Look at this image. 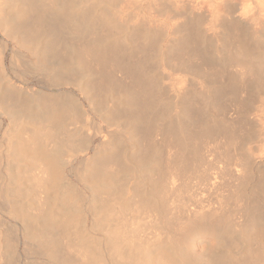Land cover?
Returning a JSON list of instances; mask_svg holds the SVG:
<instances>
[{
	"label": "rangeland",
	"instance_id": "374dc122",
	"mask_svg": "<svg viewBox=\"0 0 264 264\" xmlns=\"http://www.w3.org/2000/svg\"><path fill=\"white\" fill-rule=\"evenodd\" d=\"M7 2L9 0H0V10L3 9L0 11L3 14H0V42L6 43L4 61L9 69L7 71L16 85L31 87L36 96H53L62 106L60 109L63 110V116L51 126H43L40 114L43 115L45 105L32 107L30 114L28 110L25 112L22 105H25L27 95H22V99L17 96V106L14 105L8 96L15 94L10 91L12 84L0 78V112L3 107H8L0 115V187L7 192L0 195V264H84L75 250L66 248L69 240L83 245V249L88 251L87 254L90 252L88 255L93 254L91 264H164V261L165 264H264V72L261 77H256L251 74V70L246 69L251 61L256 60L254 55H251L250 59V55H235L247 46L252 48L253 52H256L255 48L257 51L261 48L263 51H259L264 53V0H35L36 37L32 41L34 44L31 42L27 46L35 50L33 52L36 60L50 68L51 73L54 72L52 80H48L44 73L22 74L26 61L20 62L21 72L17 69L11 70L14 42L4 29L7 28L6 25H10L9 15H12L13 6ZM111 4H115L120 12L117 18L109 16L106 19V10ZM4 17L7 19L6 25L2 24L6 21ZM144 18L149 20L144 21ZM145 32L148 36H145ZM159 38H162V42ZM56 44L60 46L56 47ZM80 45L90 47L91 52L81 54ZM177 55H180L179 58ZM236 56L243 58L246 64L242 63L248 66L243 64V68L242 64H231ZM146 59L147 61H144ZM176 60L179 63H176ZM253 64L256 63L250 65ZM136 75L140 80L145 79L142 83L147 82V86H140L142 84L133 81ZM102 79H105L106 83L104 88H110H107L108 91L93 87ZM58 93H61L60 98ZM121 93L125 97H122ZM130 100H134V104H131ZM136 101L144 102V111H149L145 115L146 134H137L134 131L132 110L135 109ZM126 103L130 109L127 106L124 109ZM189 107L191 110H188ZM129 113L131 114L128 117ZM31 122L33 123L30 124ZM34 124L37 126L33 128ZM6 127H10V132L16 136L14 140L18 139L16 146L20 145L19 149L24 147L22 152L19 151L17 158L9 156L7 159L2 150L7 144ZM107 131L112 134L107 135ZM119 131L124 132L123 135ZM33 132L35 134H32ZM31 134L36 137L34 140ZM111 135L115 148V152L112 151L116 154L114 160H107L102 158L104 151L101 144L111 140ZM39 138L44 144L40 143ZM31 141H35V151L38 150L40 155L24 146ZM97 147L100 150H97ZM78 150H81L80 153L76 152ZM138 153L140 155H137ZM86 154L102 156L96 159L99 162V178L96 176L95 179L99 181L95 184L94 180L87 182L82 177ZM53 156L56 161L59 159L58 162H55ZM158 159H161L163 164ZM49 160L59 165L61 179L57 190L49 186ZM157 161H160V164ZM153 167L158 168L159 172L157 169L152 171ZM77 173H81V176ZM171 174L174 179L170 177ZM105 185L108 188L106 190L103 189ZM49 188L51 189L47 190ZM67 190L76 194L83 192L85 197L80 210L75 209V206L61 196V193ZM104 200L107 202H104L105 205ZM13 207L19 208L20 211L12 214ZM109 208L113 210L109 212ZM222 208L237 213L236 219L240 228L231 227L226 229L228 232L222 228L193 231L190 244L186 242L188 246L172 245L167 241L168 244L161 239L168 233L170 225L181 217L192 216L199 209L207 211ZM252 218L256 220L252 234L261 235V238L255 234L250 235V227L246 230L247 225L253 221ZM55 219L58 222H53ZM243 226L245 230H242ZM28 228L32 232L27 230ZM35 232L39 236H35ZM116 233L121 239L114 236ZM46 235L49 241L46 240ZM158 239L162 242H157ZM249 240H253L254 244ZM144 241H147V245ZM248 242L250 248L246 246ZM43 244L53 245L56 250L53 248L52 255L44 254ZM251 244L257 249H251ZM145 245L149 253L144 249ZM60 247L62 249H59ZM169 248L176 251L173 252ZM258 249L260 253L257 252ZM168 250L172 255L169 256ZM254 251L257 253V259ZM115 254L116 256L112 257ZM94 255L97 256L93 257ZM155 255L157 257H154V260ZM216 255H220V260ZM167 256L169 257L166 261Z\"/></svg>",
	"mask_w": 264,
	"mask_h": 264
},
{
	"label": "bare ground",
	"instance_id": "6f19581e",
	"mask_svg": "<svg viewBox=\"0 0 264 264\" xmlns=\"http://www.w3.org/2000/svg\"><path fill=\"white\" fill-rule=\"evenodd\" d=\"M52 1H54V0H52ZM96 1V0H95ZM140 1V0H139ZM149 1V0H148ZM151 1V0H150ZM155 1V0H154ZM160 1V0H159ZM166 1V0H165ZM168 2L170 1V0H167ZM214 1V0H213ZM216 1V0H215ZM219 1V0H218ZM224 1V0H223ZM228 1V0H227ZM254 2L256 1H258V0H253ZM38 2V1H37ZM133 2V1H132ZM157 2V1H156ZM155 2V3H156ZM208 2V1H207ZM246 2H247V0H246ZM250 2V1H249ZM249 2L247 3V4H249ZM6 3V2H5ZM10 4L11 6H13V11H12V15H9L11 18V22H10V25L8 26V25H6L7 23V19H6V17H4L5 18V22L4 23H2V24H5L6 26H7V28L6 29H4L7 33H9L10 35L8 36V37H12V39L11 40H13V44H14V54H13V56H11L12 57V60H11V66H12V68H11V70L13 69H17V71L19 72H21V70H22V65L20 64V62L21 61H26V65H24V69L25 70H22V74H24V72H29V73H31V74H34V73H44V75L46 76V78L48 79V80H52V73H54V72H52L51 73V69L50 68H47L46 66H44V65H42L38 60H36L35 59V53L33 52V51H35L34 49H31L30 48V46L28 47L27 45L29 44V43H31L32 41H34V39H35V0H9V2H7V4ZM56 3V2H55ZM138 3V2H137ZM150 3V2H149ZM223 3V2H222ZM226 3V2H225ZM1 4V3H0ZM49 4H51V3H49ZM59 4V3H58ZM76 4V3H75ZM136 4V3H135ZM152 4V3H151ZM228 4V3H227ZM259 4V3H258ZM262 4H263V2H262ZM262 4H260V5H262ZM2 5H4V4H2ZM54 5V4H53ZM60 5V4H59ZM148 5V4H147ZM165 5V4H164ZM208 5H209V2H208ZM215 5H216V3H215ZM218 5V4H217ZM8 6V5H7ZM57 6V5H56ZM72 6L74 7L75 5H73L72 4ZM246 6V5H245ZM244 6V7H245ZM256 6V5H255ZM259 6V5H258ZM72 7V8H73ZM158 7V6H157ZM212 7V6H211ZM210 7V8H211ZM224 7H225V4H224ZM247 7V6H246ZM8 8V7H7ZM6 8V9H7ZM52 8V7H51ZM54 8H55V6H54ZM60 8V7H59ZM61 8H63V7H61ZM165 8V7H164ZM42 9V8H41ZM44 9V8H43ZM64 9V8H63ZM66 9V8H65ZM64 9V10H65ZM216 9V8H215ZM248 9H250V8H248ZM248 9H246L245 8V10H248ZM39 10V9H38ZM72 10H74V8L72 9ZM72 10H69L68 9V11H72ZM92 10V9H91ZM104 10V9H103ZM136 10V9H135ZM144 10V9H143ZM0 11H3V9L2 10H0ZM7 11V10H6ZM68 11H66V12H68ZM81 11V10H80ZM83 11V10H82ZM214 11V10H213ZM251 11V10H250ZM9 12V11H8ZM11 12V11H10ZM41 12V11H40ZM63 12V11H62ZM77 12V11H76ZM75 12V13H76ZM79 12V11H78ZM106 12H107V16L106 17H104V18H106V19H108L107 17H109L110 16V18L111 17H113V19L114 18H117V15L119 14V12H120V9H118V7L117 6H115V4L113 5V4H111L110 5V7L106 10ZM125 12V11H124ZM49 13V12H48ZM58 13V12H57ZM65 13V12H64ZM80 13V12H79ZM0 14H2L1 12H0ZM45 14V13H44ZM72 14H73V12H72ZM124 14V13H123ZM3 15V14H2ZM1 15V16H2ZM51 15V14H50ZM67 16L69 15L68 13L66 14ZM189 15V14H188ZM247 15V14H246ZM5 16V15H4ZM84 16V15H83ZM99 16V15H98ZM153 16V15H152ZM159 16H161V15H159ZM3 17V16H2ZM8 17V16H7ZM46 17V16H45ZM48 17V16H47ZM82 17V16H81ZM126 17V16H125ZM139 17V16H138ZM219 17V16H218ZM223 17V16H222ZM245 17V16H244ZM66 18V17H65ZM85 18V17H84ZM87 18H88V16H87ZM95 18H98V17H95ZM101 18H103V17H101ZM101 18H100V20H101ZM131 18V17H130ZM220 18V17H219ZM227 18V17H226ZM40 19H42V18H40ZM46 19V18H45ZM83 19V18H82ZM94 19V18H93ZM106 19H103L104 21L106 20ZM148 18H144V21H146ZM222 19V18H221ZM50 20V19H49ZM89 20H90V18H89ZM99 20V19H98ZM130 20V19H129ZM128 20V21H129ZM135 20V19H134ZM141 20V19H140ZM139 20V21H140ZM149 20V19H148ZM147 20V21H148ZM226 20V19H225ZM41 21V20H40ZM70 21V20H69ZM108 21V20H107ZM121 21V20H120ZM143 21V20H142ZM153 21V20H152ZM151 21V22H152ZM158 21V20H157ZM218 21V20H217ZM48 22V21H47ZM52 22V21H51ZM65 22V21H64ZM72 22V21H71ZM97 22V21H96ZM99 22V21H98ZM122 22V21H121ZM131 22V21H130ZM132 22H134L133 20H132ZM154 22H156V21H154ZM9 23V22H8ZM39 23V22H38ZM46 23V22H45ZM101 22H99V24H100ZM138 23V22H137ZM136 23V24H137ZM148 23V22H147ZM157 23V22H156ZM165 23V22H164ZM177 23V22H176ZM218 23V22H217ZM222 23V22H221ZM225 23V22H224ZM1 24V25H2ZM47 24V23H46ZM50 25H51V23H49ZM56 25H57V23H55ZM61 24H62V22H61ZM64 24V23H63ZM66 24V23H65ZM76 24V23H75ZM82 24H84V23H82ZM128 24V23H127ZM142 24H143V22H142ZM145 24V23H144ZM159 24V23H158ZM36 25H37V22H36ZM44 25V24H43ZM42 25V26H43ZM55 25V26H56ZM67 25H69V24H67ZM77 25V24H76ZM78 25H80V24H78ZM104 25V24H103ZM102 25V26H103ZM111 25V24H110ZM131 25V24H130ZM160 25V24H159ZM177 25V24H176ZM223 25V24H222ZM58 26V25H57ZM63 26H65V25H63ZM81 26H83V25H81ZM101 26V25H100ZM115 26V25H114ZM149 26V25H148ZM196 26V25H195ZM41 27V26H40ZM66 27V26H65ZM199 27V26H198ZM116 28V27H115ZM150 28V27H149ZM158 28V27H157ZM55 29V28H54ZM96 29V28H95ZM142 29V28H141ZM148 29V28H147ZM235 29V28H234ZM4 30H2V31H4ZM44 30H46V28L44 29ZM60 30V29H59ZM62 30H63V28H62ZM61 30V31H62ZM93 30V29H92ZM153 30V29H152ZM161 30H162V28H161ZM140 31V30H139ZM145 31H146V29H145ZM163 31V30H162ZM45 32V31H44ZM94 32V31H93ZM143 32H144V30H143ZM160 32V31H159ZM158 32V33H159ZM165 32V31H164ZM7 33H5V35L7 34ZM49 33V32H48ZM117 33V32H116ZM199 33H201V31L199 32ZM107 34H109V33H107ZM119 34V33H118ZM135 35V34H134ZM137 35V34H136ZM139 35V34H138ZM156 35H158L157 33H156ZM155 35V36H156ZM172 35V34H171ZM131 36V35H130ZM133 36V35H132ZM144 36V35H143ZM145 36H148V33H146L145 32ZM161 36V35H160ZM200 36H202V35H200ZM10 37V38H11ZM163 37V36H162ZM196 37V36H195ZM106 38V37H105ZM109 38V37H108ZM140 38V37H139ZM173 38V37H172ZM171 38V39H172ZM63 39V38H62ZM147 38H145V40H146ZM160 39V38H159ZM159 39H158V41H159ZM162 39V38H161ZM160 39V40H161ZM54 40V39H53ZM114 40V39H113ZM182 40V39H181ZM48 41V40H47ZM50 41H51V39H50ZM57 41V40H56ZM109 41H110V39H109ZM173 41V40H172ZM176 41H177V39H176ZM176 41H175V43H176ZM1 42H3V41H1ZM0 42V78H1V80H4L5 82H9V83H11L12 85H11V87H12V90H10V91H14L15 92V94H9L8 96H9V101H12V103L14 104V105H16V103H17V98L18 97H20L21 98V96L22 95H24L25 94V96L27 95V97H26V101H25V105H22V106H24V107H22L23 108V110L25 111V112H27V110H28V113H29V110H32V107H34V106H40L41 104L43 105H45V108H44V111H43V115H41L40 114V116L42 117V118H40V122H42L43 123V126H51L52 124H54L55 122H57V120L59 119L60 120V118L63 116V110L62 109H60L62 106H60V104H58V102L57 101H55L54 99H53V96H46V95H44L45 96V98L44 97H40L39 95L38 96H36L35 95V91L33 90V89H31V87H27L26 85L24 86H21V85H16L14 82H13V77L8 73V71H7V65H6V63H5V61H4V55H5V51H6V43L4 44V43H1ZM58 42V41H57ZM113 42H115V41H113ZM161 42H162V40H161ZM223 42V41H222ZM33 43V42H32ZM47 43V42H46ZM51 43V42H50ZM77 43V42H76ZM98 43V42H97ZM160 43V42H159ZM171 43H173V42H171ZM34 44V43H33ZM48 44V43H47ZM82 44V43H81ZM8 45V44H7ZM55 45V44H54ZM76 45V44H75ZM91 45H93V44H91ZM146 45V44H145ZM144 45V46H145ZM154 45V44H153ZM52 46V45H51ZM58 45L56 44V47H57ZM59 46H60V44H59ZM58 46V47H59ZM79 46V45H78ZM80 46H82V45H80ZM97 46V45H96ZM54 47V46H53ZM52 47V48H53ZM55 47V48H56ZM167 47V46H166ZM27 48V50L25 51V49ZM30 48V49H29ZM33 48V47H32ZM157 48V47H156ZM73 49V48H72ZM116 49H117V47H116ZM134 49V48H133ZM153 49V48H152ZM203 49V48H202ZM252 49V48H251ZM248 46L245 48V49H240L239 51H238V53L237 54H235V55H250V57H248L249 59L252 57L251 55H254L253 57H255L256 58V60H255V58H253L255 61H251V63L250 64H252V63H256L257 65H260V66H256V64H253V65H250V64H248L249 65V67H247V66H245V64H246V61L245 60H243V58H240V57H238V56H236V57H234L233 59H232V62H231V64L232 63H235V64H237V65H239V64H242V66H243V64L244 63H242V62H245V64H244V66L245 67H247L246 69L247 70H251L252 71V73L251 74H253L254 76H259V77H261L262 75H263V72H264V53L263 54H261L262 52H260V51H263V50H261V48L257 51V49L255 48V51L256 52H253L252 50H251ZM58 50H59V48H58ZM64 50H66L65 48H64ZM74 50V49H73ZM93 50V49H92ZM156 51H157V49H155ZM164 50V49H163ZM171 50V49H170ZM201 50V49H200ZM38 51V50H37ZM60 51V50H59ZM75 51H77L76 49H75ZM137 51V50H136ZM149 51V50H148ZM174 51V50H173ZM79 52V51H78ZM80 52H81V54H89L90 52H91V48L90 47H88V46H82L81 47V49H80ZM201 52H203V51H201ZM225 52V51H224ZM59 53V52H58ZM110 53V52H109ZM143 53V52H142ZM207 53V52H206ZM209 53V52H208ZM79 54V53H78ZM111 54H112V52H111ZM166 54V53H165ZM103 55V54H102ZM105 55V54H104ZM112 55H114V54H112ZM82 56H84V55H82ZM85 56H87V55H85ZM110 56V55H109ZM165 56V55H164ZM175 56V55H174ZM178 56V55H177ZM176 56V57H177ZM180 56V55H179ZM179 56H178V58H179ZM43 57V56H42ZM73 57V56H72ZM88 57V56H87ZM95 57V56H94ZM102 57V56H101ZM100 57V58H101ZM143 57V56H142ZM166 57V56H165ZM199 57V56H198ZM78 58H80V57H78ZM82 58V57H81ZM89 58V57H88ZM92 58V57H91ZM145 58V57H144ZM143 58V59H144ZM230 58V57H229ZM232 58V57H231ZM96 59H97V57H96ZM101 59H103V58H101ZM166 59H167V57H166ZM175 59H177V58H175ZM180 59H182L181 57H180ZM252 59V60H253ZM80 60V59H79ZM86 60V59H85ZM100 60V59H99ZM104 60V59H103ZM178 61H180L179 59H177ZM176 60V63L178 62ZM95 61V60H94ZM98 61V60H97ZM96 61V62H97ZM135 61V60H134ZM139 61V60H138ZM143 61V60H142ZM144 61H147V59L146 60H144ZM143 61V62H144ZM167 62L169 61V60H166ZM190 61V60H189ZM205 61V60H204ZM99 62V61H98ZM100 62H101V60H100ZM166 62V63H167ZM174 62V61H173ZM90 63V62H89ZM148 63V62H147ZM179 63V62H178ZM247 63H249V62H247ZM78 64V63H77ZM80 64V63H79ZM83 64V63H82ZM81 64V65H82ZM86 64H88V63H86ZM98 64V63H97ZM100 64V63H99ZM111 64V63H110ZM228 64V63H227ZM81 65H79V66H81ZM84 65H85V63H84ZM102 65H104V64H102ZM112 65V64H111ZM110 65V66H111ZM174 65V64H173ZM176 65V64H175ZM236 65V66H237ZM201 66H202V64H201ZM240 66V65H239ZM243 66V68H245ZM97 67V66H96ZM106 67V66H105ZM134 67V66H133ZM140 67V66H139ZM143 67H144V65H143ZM169 67V66H168ZM173 67V66H172ZM21 68V69H20ZM109 68V67H108ZM112 68V67H111ZM138 68V67H137ZM169 68H171V65H170V67ZM196 68V67H195ZM194 68V69H195ZM141 69V68H140ZM174 69V68H173ZM193 69V70H194ZM9 70V69H8ZM93 70V69H92ZM136 70V69H135ZM139 70V69H138ZM142 70V69H141ZM147 70V69H146ZM175 70V69H174ZM85 71V70H84ZM116 71V70H115ZM114 71V72H115ZM140 71V70H139ZM139 71H137V72H139ZM143 72H144V70H142ZM142 71H140V72H142ZM170 71H172V68L170 69ZM187 71V70H186ZM13 73H14V71H12ZM189 72V71H188ZM195 72V71H194ZM197 72V71H196ZM204 72V71H203ZM101 73V72H100ZM125 73V72H124ZM128 73H129V71H128ZM128 73H127V76H128ZM152 73V72H151ZM139 74V73H138ZM143 74V73H142ZM194 74V73H193ZM30 75V74H29ZM151 75V74H150ZM19 77V75H16V77ZM123 76V75H122ZM144 76H146V75H144ZM178 76V75H177ZM196 76V75H195ZM25 77V76H24ZM121 77V76H120ZM131 77H133V76H131ZM168 77H169V75H168ZM258 77V78H259ZM134 79H133V81H136L138 84H142V85H140V86H143L144 84L146 85V83H142V82H145V79L144 80H140L139 79V76L138 75H136L135 77H133ZM170 78V77H169ZM181 78H183V77H181ZM13 79V80H12ZM127 79V78H126ZM173 79V78H172ZM180 79V78H179ZM178 79V80H179ZM261 79V78H260ZM26 80V79H25ZM120 80V79H119ZM148 80V79H147ZM185 80H187V79H185ZM45 81V80H44ZM150 81V80H149ZM169 81V80H168ZM27 82V81H26ZM53 82V81H52ZM59 82V81H58ZM57 82V83H58ZM105 82V79H102L101 80V82H96L95 83V85H93V87L94 88H98V90H100V91H103L104 89H107V88H104V87H106V83H104ZM127 82V81H126ZM158 82V81H157ZM54 83V82H53ZM93 83V82H92ZM109 83V82H108ZM156 83V82H155ZM155 83H153L154 85H155ZM15 84V85H14ZM55 84H56V81H55ZM111 84V83H110ZM149 85H150V83H148ZM6 85H8V83L6 84ZM52 84L50 83V86H51ZM58 85V84H57ZM144 85V86H145ZM149 85H148V87H149ZM10 86V85H9ZM138 86V85H137ZM139 86V87H140ZM147 86V85H146ZM151 86V85H150ZM34 87V86H33ZM118 87V86H117ZM92 88V87H91ZM115 88V87H114ZM143 88V87H142ZM157 88V87H156ZM210 88V87H209ZM108 89H110V88H108ZM108 89H107V91H108ZM112 89V88H111ZM141 89V88H140ZM145 89V88H144ZM146 89H147V87H146ZM158 89V88H157ZM59 90H61V88H60V86H59ZM114 90V89H113ZM113 90H110V91H113ZM4 91V90H3ZM153 91V90H152ZM157 91V90H156ZM236 91V90H235ZM0 92H1V90H0ZM51 92V91H50ZM53 92V91H52ZM11 93H13V92H11ZM98 93H99V91H98ZM1 94V93H0ZM7 94V93H6ZM59 94V93H58ZM61 94V93H60ZM60 94H59V98H60ZM122 94V93H121ZM2 95V94H1ZM96 95V94H95ZM120 95V94H119ZM18 96V97H17ZM98 96H99V94H98ZM122 97L124 96V94H122L121 95ZM159 96V95H158ZM5 97H6V95H5ZM62 97V96H61ZM104 97V96H103ZM125 97V96H124ZM152 97V95H150V98ZM141 98V97H140ZM139 98V99H140ZM22 99V98H21ZM25 99V98H24ZM23 99V100H24ZM62 99V98H61ZM60 99V100H61ZM124 99V98H123ZM153 99V98H152ZM142 100V99H141ZM214 100V99H213ZM22 101V100H21ZM40 101H41V103H40ZM143 101V100H142ZM151 101V100H150ZM158 101V100H157ZM19 102V101H18ZM130 102H131V104H134V103H132V102H134V100L132 101V100H130ZM137 102V103H136ZM135 102V105H134V110H132L133 112H132V114H134L133 115V119H134V131L138 134H146V132H145V130H144V124H145V126H146V117H145V115L149 112V111H144V109H145V106H144V102H140V101H136ZM11 103V102H10ZM11 103V104H12ZM160 103V102H159ZM264 103V102H263ZM20 104H21V102H20ZM127 104L128 103H126L125 105H124V109H126V106H127ZM131 104H130V106H131ZM184 105V104H183ZM17 106V105H16ZM95 106V105H94ZM12 107V106H11ZM19 107V106H18ZM127 107H129V106H127ZM2 108V107H1ZM8 108V107H7ZM7 108H5V107H3V110H5V109H7ZM10 108V107H9ZM21 108V109H22ZM31 108V109H30ZM66 108V107H65ZM64 108V109H65ZM97 108V107H96ZM150 108V107H149ZM188 108V107H187ZM187 108H186V110H187ZM129 109H130V107H129ZM183 109V108H182ZM205 109V108H204ZM1 110V109H0ZM3 110H2V112H3ZM35 110V109H34ZM84 110V109H83ZM188 110H191L190 109V107H189V109ZM187 110V111H188ZM7 111V110H6ZM37 111V110H36ZM35 111V112H36ZM69 111V110H68ZM127 111V110H126ZM2 112H0V115L1 114H3ZM8 112V111H7ZM11 112V111H10ZM20 112V111H19ZM18 112V113H19ZM147 112V113H146ZM6 112L4 111V114H5ZM28 113H26V115L28 114ZM31 113H32V111H31ZM40 113H41V110H40ZM86 113V112H85ZM8 114H10V113H8ZM22 114H24V113H22ZM30 114V113H29ZM28 114V116H32V114L31 115H29ZM72 114V113H71ZM78 114H80V113H78ZM87 114V113H86ZM131 113H129L128 114V117H129V115H130ZM192 114V113H191ZM7 115V114H6ZM12 115V114H11ZM18 115V114H17ZM21 115V114H20ZM25 115V114H24ZM25 115V116H26ZM39 115V114H38ZM74 115V114H73ZM185 115V114H184ZM34 116V115H33ZM69 116H70V113H69ZM120 116V115H119ZM34 117H36V116H34ZM67 117V116H66ZM118 117V116H117ZM185 117V116H184ZM189 117V116H188ZM13 118V117H12ZM11 118V119H12ZM23 118V117H22ZM74 118V117H73ZM186 118H187V115H186ZM185 118V119H186ZM10 119V120H11ZM14 119V118H13ZM13 119H12V121H13ZM130 119V118H129ZM128 119V120H129ZM189 119V118H188ZM210 119V118H209ZM33 120V119H32ZM67 120H68V117H67ZM11 121V122H12ZM18 121V120H17ZM24 121H26V120H24ZM23 121V122H24ZM75 121V120H74ZM130 121H132V120H130ZM180 121V120H179ZM205 121V120H204ZM0 122H1V120H0ZM35 122H36V120H35ZM34 122V123H35ZM65 122V121H64ZM129 122V121H128ZM33 122H31L30 124H32ZM59 123V122H58ZM57 123V124H58ZM69 123V122H68ZM67 123V124H68ZM75 123H76V121H75ZM61 124V123H60ZM130 124V123H129ZM23 126V125H22ZM34 126H37V125H33V128H34ZM130 127H131V125H129ZM262 126V125H261ZM31 127H32V125H31ZM40 127V126H39ZM208 127V126H207ZM7 128V127H6ZM5 128V129H6ZM15 128V127H14ZM99 129V134H100V132H101V127H99L98 128ZM14 129H12V131H13ZM81 130V129H80ZM122 130V129H121ZM129 130H131L130 132H133L132 131V129H129ZM208 130V129H207ZM11 131V128L9 127V128H7V130H6V134H7V136H5L6 137V141H7V144L4 146V148L2 149L3 150V152H5V154H6V158L8 159L9 158V156L11 157V156H13V157H15V158H17L18 157V155H19V151H21V150H23V148H21L20 147V149L18 148L19 146H16L18 143H17V140L18 139H15L14 140V138L16 137V136H13V134H12V132H10ZM18 131H21V130H18ZM66 131V130H65ZM78 131V130H77ZM105 131V130H104ZM30 132V131H29ZM69 132V131H68ZM71 132V131H70ZM108 132V131H107ZM128 132V131H127ZM126 132V133H127ZM134 132V133H135ZM148 132V131H147ZM17 133V132H16ZM15 133V135H17ZM66 133V132H65ZM106 133V132H105ZM115 133V132H114ZM119 133H120V131H119ZM124 133V132H123ZM123 133H120V134H122L123 135ZM20 134V133H19ZM32 134H35L34 132L32 133ZM31 134V135H32ZM67 134H69V133H67ZM66 134V135H67ZM108 134H112V133H110V132H108L107 133V135ZM133 134V133H132ZM30 135V136H31ZM38 135V134H37ZM94 135V134H93ZM97 135V134H96ZM126 135H128V134H126ZM218 135V134H217ZM4 136V135H3ZM18 136H20V135H18ZM17 136V137H18ZM33 136V135H32ZM114 136V135H113ZM130 136V135H129ZM170 136V135H169ZM29 137V136H28ZM34 137V136H33ZM40 137V136H39ZM85 137V136H84ZM88 137V136H87ZM91 137V136H90ZM139 137V136H138ZM146 137V136H145ZM211 137V136H210ZM20 138V137H19ZM36 137H34L33 138V140L35 139ZM41 138H43V137H41ZM74 138V137H73ZM119 138H121V136L119 137ZM132 138H133V135H132ZM131 138V139H132ZM256 138V137H255ZM264 138V137H263ZM31 139V138H30ZM43 139H45V138H43ZM78 139V138H77ZM76 139V140H77ZM117 139V138H116ZM141 139V138H140ZM32 140V139H31ZM32 140V141H33ZM38 140H40V138L38 139ZM70 140V139H69ZM114 138H112V135H111V140H107V142H103L101 145H102V147H103V157L102 156H100V157H96V156H88L87 154L85 155V157H84V159H85V165H84V167H83V169H84V171L82 172V177L83 178H85V180H87V182H88V180H94L95 182H94V184L96 183V182H98L99 181V179L98 180H96L95 179V177L97 176L98 178H99V174H98V172H99V162L98 161H96V159L97 158H106L107 160H114L115 158V154H113L114 152H115V148H114ZM119 140V139H118ZM117 140V141H118ZM146 140V139H145ZM199 140V139H198ZM201 140V139H200ZM261 140H263V139H261ZM16 141V142H15ZM19 141H20V139H19ZM30 141V140H29ZM28 141V142H29ZM31 141V142H32ZM41 141V142H40ZM40 141H38V142H40L41 144L43 143L44 144V142H42V140H40ZM87 141V140H86ZM89 142H90V139L88 140ZM93 141V140H92ZM132 141H134V140H132ZM147 141V140H146ZM22 142H23V140H22ZM30 142V144H32V145H30V144H28V145H26V144H24V146L27 148V149H29V150H31L33 153H35V152H37V154H38V150L37 151H35V141L34 142H32L31 143ZM46 142V141H45ZM121 142V141H120ZM119 142V143H120ZM16 143V144H15ZM39 143V144H40ZM135 143H136V141H135ZM20 144H21V141H20ZM137 144V143H136ZM135 144V145H136ZM144 144V143H143ZM4 145V144H3ZM21 145H23V143L21 144ZM38 145V144H37ZM100 145V144H99ZM100 145V146H101ZM40 146V145H39ZM43 146V145H42ZM45 146V145H44ZM98 146V145H97ZM99 146V147H100ZM137 146V145H136ZM147 146V145H146ZM41 147V146H40ZM39 147V148H40ZM90 147V146H89ZM139 147V149H140V146H138ZM0 148H2V147H0ZM43 148V147H42ZM49 148V147H48ZM84 148V147H83ZM87 148H88V146H87ZM41 149V148H40ZM96 149V148H95ZM136 149V148H135ZM85 150H87L86 149V147H85ZM97 150H100V149H98V147H97ZM102 150V149H101ZM114 152H113V151ZM137 150H138V148H137ZM1 151V150H0ZM41 151V150H40ZM70 151V150H69ZM79 151H81V150H78V151H76V152H79ZM117 151V150H116ZM139 152H140V150H138ZM22 152V151H21ZM28 152H30V151H28ZM42 152H44L43 151V149H42ZM98 152V151H97ZM49 153V152H48ZM80 153V152H79ZM4 154V153H3ZM42 154H44V153H42ZM45 154H46V151H45ZM64 154V153H63ZM95 154H97V153H95ZM100 154V153H99ZM38 155H40V154H38ZM66 155V154H65ZM64 155V156H65ZM70 155V154H69ZM91 155V154H90ZM98 155V154H97ZM137 155H140L139 153L137 154ZM4 156V155H3ZM22 156H24V155H22ZM44 156V155H43ZM46 156V155H45ZM56 156V155H55ZM72 156V155H71ZM75 156V155H74ZM84 156V155H83ZM82 156V157H83ZM147 156H148V154H147ZM152 156H153V154H152ZM169 156V155H168ZM5 157V156H4ZM26 157V156H25ZM54 157V156H53ZM161 157V156H160ZM28 158V157H27ZM40 158H42V157H40ZM47 158V157H46ZM4 159V158H3ZM2 159V160H3ZM48 159H50V158H48ZM53 159V158H52ZM52 159H50V160H52ZM54 159H55V162H58V160L59 159H57V161H56V158L54 157ZM53 159V160H54ZM84 159H81V160H84ZM142 159V158H141ZM141 159L139 160V161H141ZM179 159V158H178ZM18 160V159H17ZM49 160V161H50ZM66 159L64 158V161H65ZM107 160H105V161H107ZM158 160H161V159H158ZM137 161H138V159H137ZM156 161V160H155ZM13 161H11V163H12ZM47 162V161H46ZM55 162H51L50 161V166H51V168L49 169L50 170V176H51V178H50V184H49V186H51V188L53 189H56L57 190V188L59 187L58 186V183L60 182V179H61V173L59 172V170H58V166L55 164ZM158 162V161H157ZM160 162V161H159ZM158 162V164H160ZM161 162H162V160H161ZM3 163H5V162H3ZM16 163V162H15ZM44 163H45V161H44ZM143 163V162H142ZM8 165L10 164V163H7ZM48 164V163H47ZM101 164V163H100ZM107 164H108V162H107ZM113 164V163H112ZM128 164V163H127ZM126 164V165H127ZM162 164H163V162H162ZM110 165V164H109ZM109 165H108V167H109ZM46 166V165H45ZM47 166H49V165H47ZM46 166V167H47ZM102 166V165H101ZM107 166V165H106ZM127 166H129V165H127ZM131 166V165H130ZM133 166V165H132ZM147 166V165H146ZM105 167V166H104ZM104 167H103V169H104ZM111 167V166H110ZM134 167V166H133ZM155 167H158V166H155ZM160 167V166H159ZM49 168V167H48ZM59 168H61V167H59ZM145 169H148V168H145ZM157 169V171H158V168H154L153 167V169H152V171H154V170H156ZM78 170H80L79 168H78ZM47 171V170H46ZM100 171H101V169H100ZM159 172V171H158ZM141 173V172H140ZM149 173V172H148ZM77 174H79V173H77ZM81 174V173H80ZM79 174V175H80ZM151 174V173H150ZM49 175V174H48ZM157 175V174H156ZM81 176V175H80ZM102 176V175H101ZM108 176V175H107ZM106 176V177H107ZM149 176V175H148ZM159 176H161L160 175V173H159ZM170 176V175H169ZM13 177V176H12ZM171 178H173V176H172V174H171V176H170ZM103 178H105V177H103ZM110 178V177H109ZM158 178V177H157ZM170 178V179H171ZM107 179V178H106ZM159 179V178H158ZM157 179V180H158ZM174 179V178H173ZM84 181V179L82 180V182ZM100 181H103L104 182V180H101L100 179ZM147 181H149V180H147ZM159 181V180H158ZM169 181V180H168ZM48 182V181H47ZM172 182V181H171ZM91 183V182H90ZM99 183H101V182H99ZM73 184V183H72ZM93 184V185H94ZM156 184V183H155ZM263 184V183H262ZM0 185H1V183H0ZM97 185H99V184H97ZM154 185V184H153ZM159 186V185H158ZM102 187V186H101ZM51 188H49V189H47V190H50ZM98 188H100V186H98ZM105 188V190H106V185H105V187L103 186V189ZM53 189V190H54ZM108 189V188H107ZM104 190V191H105ZM103 191V190H102ZM154 191V190H153ZM156 191V190H155ZM54 192V191H53ZM100 192V191H99ZM106 192V191H105ZM101 193V192H100ZM1 194H7V192L6 191H4L1 187H0V195ZM56 194V193H55ZM94 194V193H93ZM104 194V193H103ZM51 195H53V194H51ZM50 195V196H51ZM58 195V194H57ZM102 195V194H101ZM152 195V194H151ZM61 196H64L65 198H66V200L71 204V205H73V206H75V209H77V210H80L81 209V207H82V203H83V200H84V197H83V192H82V194H78V192H77V194H76V192H74V191H71V190H67V191H64V192H62L61 193ZM99 196V195H98ZM7 197V196H6ZM11 197V196H10ZM52 197V196H51ZM54 197H57V196H54ZM61 198V197H60ZM99 198V197H98ZM103 198V197H102ZM101 198V199H102ZM105 198H106V196H105ZM7 199V198H6ZM101 199H98V200H100V202H102L101 201ZM106 200V199H105ZM103 201V203L104 202H106V201ZM85 202V201H84ZM96 202V201H95ZM237 202V201H236ZM235 202V203H236ZM94 202H92V204H93ZM98 202H96V204H97ZM107 203V202H106ZM96 204H95V206H96ZM94 205V204H93ZM92 205V206H93ZM104 205H105V203H104ZM104 205L102 204V206L104 207ZM136 205V204H135ZM168 205V204H167ZM101 206V205H100ZM165 206V205H164ZM10 207V206H9ZM62 207V206H61ZM107 207V206H106ZM108 208V207H107ZM110 208H111V204H110ZM108 209V211L110 212V210L111 209ZM204 208V207H203ZM225 208V207H224ZM224 208H222V209H220V210H207V209H205V210H207V211H204L203 209V211L201 210V209H199V210H197L198 212H196V210H194L196 213L195 214H193L192 216H187V217H181L178 221H176V222H173L170 226H171V228L169 229V231H167L168 233L167 234H165L164 236H162V240L164 241H168L169 243H171L172 245H181L182 246V244H183V246L184 245H187L186 244V242L188 243L189 242V240L191 239V236L193 235V231H196V230H198V231H203V230H210V229H212V228H214V229H216V230H220L221 228L224 230L225 229V232H228V231H226V229L228 230V229H230L231 227H237L238 226V224L240 225V223H238L237 222V219H236V216H237V213L234 211V213H233V210H232V212L230 211V212H228L227 210V212L225 211V209ZM235 208V207H234ZM57 209V208H56ZM67 209H69V208H67ZM103 209V208H102ZM195 209V208H194ZM212 209V208H211ZM10 210V209H9ZM84 210V209H83ZM97 210H98V208H97ZM101 210V209H100ZM113 210V209H112ZM111 210V211H112ZM201 210V211H200ZM222 210V211H221ZM224 210V211H223ZM20 211V209L19 208H17V207H13V209H11V213L12 214H16L17 212H19ZM23 211V210H22ZM59 211V210H58ZM104 211H106V210H104ZM115 211V210H114ZM54 212V211H53ZM7 213H8V211H7ZM23 213H24V211H23ZM55 213V212H54ZM58 213V212H57ZM240 213V212H239ZM246 213V212H245ZM9 214H10V212H9ZM59 214V213H58ZM249 214V213H248ZM11 215V214H10ZM21 215V214H20ZM27 215V214H26ZM51 215V214H50ZM11 216H13L14 217V215H11ZM16 217V216H15ZM24 217H27V216H24ZM57 217V216H56ZM55 217V218H56ZM100 218V217H99ZM98 218V219H99ZM101 218H105L104 216L102 217L101 216ZM108 218V217H107ZM107 218H106V221H107ZM24 219V218H23ZM62 218H59V220H61ZM239 219V218H238ZM253 219V218H252ZM28 220H30V219H28ZM52 220V219H51ZM51 220H50V222H51ZM57 220H58V217H57ZM102 220V219H101ZM22 221V220H21ZM24 221V220H23ZM36 221V220H35ZM99 221H100V219H99ZM104 221H105V219H104ZM25 222V221H24ZM53 222H58V221H56V219L53 221ZM162 222V221H161ZM256 222V220H254L253 219V221L249 224V226L247 225V224H245V225H247V229L243 226L242 227V230L245 228L246 230H249L250 228H251V230H249L250 232H251V234L249 233V231H248V233L250 234V235H254V234H252V232H253V228H255L256 226H255V223ZM26 223V222H25ZM29 223V226H31L30 225V222H28ZM27 224V223H26ZM68 225V224H67ZM28 226V227H29ZM62 226V225H61ZM255 226V227H254ZM239 227V226H238ZM237 227V228H238ZM250 227V228H249ZM25 228H27V225H26V227ZM29 228H31V227H29ZM27 229V230H30V229ZM60 228V227H59ZM115 228V227H114ZM233 228V229H234ZM240 228V227H239ZM36 229V228H35ZM35 229H33V232H34V230ZM39 229V228H38ZM116 229V228H115ZM244 229V230H245ZM27 230H25L26 232H27ZM31 231V230H30ZM64 231V230H63ZM66 231V230H65ZM222 231V230H221ZM2 232V231H1ZM32 232V231H31ZM225 232L223 231V233L225 234ZM60 233H62L61 231H60ZM71 233V232H70ZM118 233V232H117ZM116 233V234H117ZM121 233V232H120ZM247 233V234H248ZM1 234V233H0ZM36 234L38 235V233L37 232H35V236H36ZM64 234V233H63ZM242 234H244V233H242ZM248 234V235H249ZM258 234H260V233H258ZM256 235V234H255ZM254 235V236H255ZM39 236V235H38ZM41 236V235H40ZM43 236V235H42ZM45 236V235H44ZM43 236V237H44ZM64 236V235H63ZM69 236H71V235H69ZM87 236V235H86ZM114 236H116L117 238H119L120 236H118V234L117 235H114ZM244 236V235H243ZM247 236V235H246ZM252 236H250V237H252ZM256 236H258V235H256ZM261 236V235H260ZM260 236H258V238L260 237ZM62 237V236H61ZM73 237V236H72ZM245 237V236H244ZM33 238V237H32ZM36 238V237H35ZM46 240H48V238H47V235H46ZM71 238V237H70ZM74 238V237H73ZM112 238H114V237H112ZM247 238H249L248 236H247ZM254 238V237H253ZM257 238V237H256ZM261 238V237H260ZM37 239H39V238H37ZM44 238H42V240H43ZM69 239V238H68ZM115 240H116V238H114ZM113 239V240H114ZM119 239H121V238H119ZM118 239V241H120ZM234 239V238H233ZM250 239V238H249ZM39 240H41V239H39ZM45 240V239H44ZM61 240V239H60ZM76 240V239H75ZM149 240H150V238L148 239V242H149ZM194 240V239H193ZM258 240V239H257ZM37 241V240H36ZM49 241V240H48ZM62 241V240H61ZM161 241V240H160ZM159 241V239L157 240V242H160ZM196 241V240H195ZM233 241V240H232ZM235 241V240H234ZM250 241V240H249ZM50 242H52V240L50 239ZM53 242H54V240H53ZM56 242H57V239H56ZM58 242H60V241H58ZM143 242V241H142ZM145 242V241H144ZM162 242V241H161ZM160 242V243H161ZM167 242V243H168ZM221 243H222V241H220ZM252 244H254L253 243V240L252 241H250ZM39 243H41V242H39ZM47 243V242H46ZM120 243H122V242H120ZM125 243V242H124ZM156 243V242H155ZM168 243V244H169ZM196 243V242H195ZM233 243V242H232ZM231 243V244H232ZM33 244V243H32ZM35 244V243H34ZM38 244V243H37ZM36 244V245H37ZM53 244H56V243H53ZM60 244V243H59ZM64 244V243H63ZM85 244V243H84ZM119 244V243H118ZM123 244V243H122ZM121 244V245H122ZM130 244V243H129ZM129 244H127L128 246H130ZM145 244L147 245V241L145 242ZM150 244V243H149ZM189 244H190V242H189ZM211 244V243H210ZM234 244V243H233ZM247 244V243H246ZM252 244H251V249H253L254 248V246L252 247ZM41 245H42V243H41ZM126 245V244H125ZM144 246L143 248L144 249H147L148 247L147 246ZM165 245V244H164ZM249 245V246H248ZM248 245H246L247 247H249L250 248V243L248 242ZM60 246H61V244H60ZM67 246V247H66ZM66 248H68V249H72V250H75L80 256H81V259L83 260V263L84 264H91V256L93 255H88L87 254V252L83 249V245H81L79 242H76V241H74V240H69L68 242H67V244H66ZM92 246V245H91ZM148 246H150V245H148ZM153 246V245H152ZM171 246V245H170ZM188 246V245H187ZM211 246V245H210ZM37 247V246H36ZM57 248L59 247V246H56ZM147 247V248H146ZM172 247V246H171ZM53 247V245H50V244H43V246H42V251H43V253L44 254H48V255H52L53 254V251H54V249L56 250V248H54ZM136 248V247H135ZM173 248V247H172ZM175 248V247H174ZM173 248V249H174ZM176 248H177V246H176ZM59 249H62L61 247L59 248ZM58 249V250H59ZM68 249H66V250H68ZM115 249V248H114ZM170 250H173V249H171V248H169ZM178 249V248H177ZM244 249V248H243ZM246 249V248H245ZM248 249V248H247ZM254 249H257V247L256 248H254ZM63 250H64V248H63ZM89 250V249H88ZM61 251V250H60ZM147 251H148V253H149V250L147 249ZM174 251H176V250H173V252ZM244 251V250H243ZM248 251H250V250H248ZM258 251H260L259 249L257 250V252ZM261 251H262V248H261ZM40 252V251H39ZM57 252V251H56ZM65 252V251H64ZM67 252V251H66ZM70 252V251H69ZM114 252V251H113ZM124 252V251H123ZM166 252V251H165ZM170 251L168 250V253H169ZM245 252V251H244ZM247 252V251H246ZM7 253V252H6ZM31 253V252H30ZM41 253V252H40ZM73 253V252H72ZM72 253H70L71 255H72ZM151 253V252H150ZM253 253V252H252ZM256 252L254 251V255H256L255 254ZM258 253H260V252H258ZM36 254H38V253H36ZM135 254V253H134ZM163 254V253H162ZM167 254V253H166ZM170 254L171 253H169V256H170ZM187 255H189L188 253H186ZM7 255H9V254H7ZM154 255V254H153ZM172 255V254H171ZM186 255V256H187ZM191 255V254H190ZM43 256V255H42ZM97 255H94L93 257H96ZM111 256V255H110ZM116 256V254L115 255H113L112 257H115ZM119 256V255H118ZM133 256H137V255H133ZM132 256V257H133ZM151 256H152V253H151ZM151 256H148V258H150ZM164 256H165V254H164ZM169 256H167L166 258H165V260L166 259H168V257ZM186 256H183V257H186ZM193 256V255H192ZM191 256V257H192ZM215 256V255H214ZM213 256V257H214ZM217 257H215V259L217 258L218 260H220L219 259V256L218 255H216ZM257 256V255H256ZM261 256V255H260ZM11 257V256H10ZM49 257V256H48ZM100 257V256H99ZM121 257V256H120ZM123 257V256H122ZM147 257V256H146ZM154 257H157V255H155V256H153V259L155 260V258ZM160 257V256H159ZM195 257V256H194ZM262 257V256H261ZM140 258V257H139ZM148 258H144V260L145 259H147L146 261H148V262H151V261H149V259ZM152 258V257H151ZM221 258V257H220ZM258 258V256L256 257V259ZM49 259V258H48ZM68 260H69V258H67ZM72 259V258H71ZM133 259H135V258H133ZM189 259V258H188ZM198 259L199 258H197V262H198ZM240 259V258H239ZM62 260H64V259H62ZM151 260V259H150ZM190 261L192 260V259H189ZM189 260H187V261H189ZM218 260H217V262H218ZM260 260V258L258 259V261ZM79 261V260H78ZM167 261V260H166ZM189 261V262H190ZM242 261V260H241ZM77 262V261H76ZM138 262V261H137ZM155 262V261H154ZM185 262V261H184ZM136 263V262H135ZM144 263V262H143ZM142 263V264H143ZM146 263V262H145ZM144 263V264H145ZM193 263V262H192ZM196 263V262H195ZM140 264H141V262H140ZM164 264H165V261H164ZM184 264V263H183ZM188 264V263H187ZM190 264V263H189ZM194 264V263H193Z\"/></svg>",
	"mask_w": 264,
	"mask_h": 264
}]
</instances>
